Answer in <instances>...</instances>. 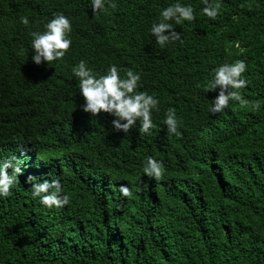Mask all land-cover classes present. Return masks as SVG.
Masks as SVG:
<instances>
[{"label": "trees", "instance_id": "trees-1", "mask_svg": "<svg viewBox=\"0 0 264 264\" xmlns=\"http://www.w3.org/2000/svg\"><path fill=\"white\" fill-rule=\"evenodd\" d=\"M112 2L93 15L89 0H0V159L15 154L22 168L0 198V264H264V0H219L215 19L201 0H182L195 18L170 21L180 39L164 47L148 28L170 0ZM61 12L72 44L34 63L30 31ZM238 58L248 103L210 114L216 93L198 85ZM79 59L98 73L112 63L140 72L159 99L148 133L80 108ZM169 106L180 135L162 123ZM146 155L163 161L159 179L140 175ZM29 174L60 177L69 204L41 205Z\"/></svg>", "mask_w": 264, "mask_h": 264}, {"label": "clouds", "instance_id": "clouds-1", "mask_svg": "<svg viewBox=\"0 0 264 264\" xmlns=\"http://www.w3.org/2000/svg\"><path fill=\"white\" fill-rule=\"evenodd\" d=\"M93 15L102 13L106 7L115 8L112 0H89ZM200 12L215 19L220 11L219 0H201ZM195 18L193 5L182 0H170L167 6L159 9L158 17L151 23L148 31L155 37L161 47L167 43L180 39V33L174 28L175 24H183ZM21 23H30L28 16L19 17ZM70 18L61 13H55L43 22L42 29L30 31L31 60L39 64L41 61H53L62 58L72 44ZM247 64L244 59L225 61L214 66L209 78L202 86L207 91L216 93L210 99L208 112L215 114L222 112L229 106L230 101L240 104L248 103L246 97L240 93L249 80L243 75ZM72 74L78 80V92L82 97L80 108L85 112L96 114L109 113L113 119L110 124L114 130L127 133L136 126L139 133H148L154 126L152 111H159V99L154 94L142 90L139 86L141 74L128 68L121 75V69L114 63L109 64L102 72H95L85 59H79L71 67ZM259 107L258 103L252 105ZM162 123L167 126L169 133L180 135L175 108L164 109ZM34 157V156H33ZM30 158L28 162L33 159ZM21 160L12 154L0 159V198L7 197L13 184L18 183V173L22 172ZM11 168V172L8 169ZM164 163L153 155H146L141 160V173L149 178L159 179L164 174ZM26 182L30 183L31 196L47 208H62L72 199L71 194L63 189L60 177L53 179H36L29 174ZM121 196L131 198L133 195L129 185H118Z\"/></svg>", "mask_w": 264, "mask_h": 264}]
</instances>
